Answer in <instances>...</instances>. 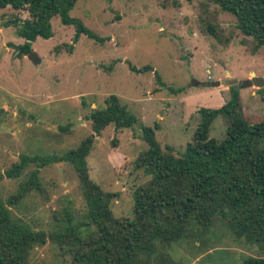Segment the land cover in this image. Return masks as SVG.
<instances>
[{"label": "rangeland", "instance_id": "1", "mask_svg": "<svg viewBox=\"0 0 264 264\" xmlns=\"http://www.w3.org/2000/svg\"><path fill=\"white\" fill-rule=\"evenodd\" d=\"M68 16L96 39L80 34L75 40L76 28L53 17V35L37 38L31 52L19 56L15 48L24 40L17 29L28 14L0 9V198L13 216L46 234V244L32 251L29 264L71 263L68 247L61 249L53 236L85 220L86 201L70 163L53 160L38 169L30 163L18 178L5 172L20 156L58 158L93 138L87 118L92 110H103L109 96L118 97L138 123L103 129L85 165L103 192L116 194L110 209L119 219L132 216V194L151 178L135 167L147 150L141 127L153 129L161 150L169 147L177 157L190 142L201 109H219L237 98L250 123L264 119V87H239L252 74L264 83V45L243 36L235 18L212 2L78 0ZM225 130V119L217 117L209 137L220 141ZM35 170L40 192L8 205ZM77 232L85 237L90 229ZM162 253L160 264L264 259L261 246L238 240L219 219L207 232H195Z\"/></svg>", "mask_w": 264, "mask_h": 264}, {"label": "trees", "instance_id": "2", "mask_svg": "<svg viewBox=\"0 0 264 264\" xmlns=\"http://www.w3.org/2000/svg\"><path fill=\"white\" fill-rule=\"evenodd\" d=\"M77 1L0 0V9L9 7L28 14L18 25L17 35L24 44L15 48L17 54H29L31 43L37 38L46 40L53 35V17L76 28L75 40L80 34L96 39L79 21L68 16ZM207 1L232 15L243 36L264 45V0ZM208 32L213 33V28L209 26ZM71 51L72 48L68 50ZM234 99L219 109L199 110L200 121L185 151L177 157L169 147L165 152L161 150L153 129L141 127L147 150L140 154L135 167L151 178L134 190L132 216L128 218L113 216L110 203L116 194L103 192L89 178L85 165L93 141L103 129L114 124L115 131H119L138 123L114 95L105 100L103 110H92L87 118L93 138H86L78 148L58 158L20 156L5 174L18 178L30 163L37 169L53 160L72 165L87 215L78 225L69 224L53 236L61 249L68 247L70 264H160L162 250L195 232H207L218 219L228 225L238 240L264 249V119L250 123L252 119L244 116L236 106L238 99ZM217 117L226 122L225 136L220 141L209 137ZM37 172H31L19 185L8 205L17 204L30 192H40ZM86 227L90 232L83 237L77 231ZM46 241L43 231L34 230L13 216L0 198V264H29L32 251ZM240 264H264V259L248 256Z\"/></svg>", "mask_w": 264, "mask_h": 264}, {"label": "water", "instance_id": "3", "mask_svg": "<svg viewBox=\"0 0 264 264\" xmlns=\"http://www.w3.org/2000/svg\"><path fill=\"white\" fill-rule=\"evenodd\" d=\"M212 87H218L219 83H214L211 84ZM240 88H251V87H255V88H263L264 87V83L260 80L254 77V75H251V78H249L248 80L241 82L239 84Z\"/></svg>", "mask_w": 264, "mask_h": 264}]
</instances>
